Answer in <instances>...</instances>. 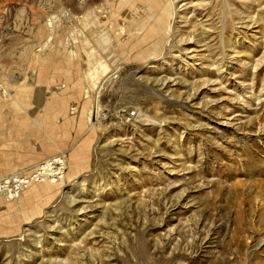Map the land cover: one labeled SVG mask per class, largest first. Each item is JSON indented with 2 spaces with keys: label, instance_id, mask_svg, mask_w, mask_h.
Instances as JSON below:
<instances>
[{
  "label": "rangeland",
  "instance_id": "obj_1",
  "mask_svg": "<svg viewBox=\"0 0 264 264\" xmlns=\"http://www.w3.org/2000/svg\"><path fill=\"white\" fill-rule=\"evenodd\" d=\"M10 179L0 264H264V0H0Z\"/></svg>",
  "mask_w": 264,
  "mask_h": 264
},
{
  "label": "bare ground",
  "instance_id": "obj_2",
  "mask_svg": "<svg viewBox=\"0 0 264 264\" xmlns=\"http://www.w3.org/2000/svg\"><path fill=\"white\" fill-rule=\"evenodd\" d=\"M58 17L59 16H56V18H55V21H58ZM55 25V24H54ZM98 25V24H97ZM95 42H96V44H98V45H100L102 48H103V50H104V53L105 52H107L108 51V49L109 48H112L110 45H108L107 43L109 42V38H108V36H107V34H106V36H102L100 39H98V40H95ZM162 43V42H161ZM163 44V43H162ZM161 46V45H160ZM100 47V48H101ZM159 47V46H158ZM101 48V49H102ZM110 53V52H109ZM153 53V52H152ZM89 54H90V52H89ZM92 55V54H91ZM108 70V65H107V63H106V61H95V67H94V74H93V72H89L88 73V77L90 78V79H95V84H98V81H100L101 79H102V77L103 76H105V72ZM93 87H95V85H94V83H93ZM92 89H94V88H92ZM54 159V158H53ZM60 160V158H55V160L53 161H48L47 163H46V166L45 167H43V169H44V171H47V168H49V165H50V163H52V162H55L56 164H58V161ZM61 165V164H60ZM50 170V169H49ZM51 170H52V168H51ZM56 170V169H55ZM58 173V172H57ZM61 173V172H60ZM50 175V176H49ZM54 175V174H53ZM46 177L47 178V180H48V178L49 177H51V174L49 173L48 174V172H46V173H43V174H40L39 176H37L38 177V180H36V181H40L39 179H40V177ZM37 179V178H36ZM51 179V178H50ZM18 181V179H10L8 182H11L12 183V188H13V191H11V190H9L8 189V186L6 185V183L5 182H2V183H0V194H1V192H3V195H4V197L5 198H7L8 200H10V199H13V198H15V197H18L19 196V191H22V189L24 188V186H25V183H28V181H20V182H17ZM35 181V180H34ZM29 184V183H28Z\"/></svg>",
  "mask_w": 264,
  "mask_h": 264
}]
</instances>
